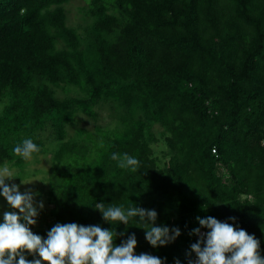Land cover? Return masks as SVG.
Here are the masks:
<instances>
[{"label": "trees", "instance_id": "obj_1", "mask_svg": "<svg viewBox=\"0 0 264 264\" xmlns=\"http://www.w3.org/2000/svg\"><path fill=\"white\" fill-rule=\"evenodd\" d=\"M68 1L0 0V166L23 171L13 149L25 139L40 149L32 155L46 130L55 142L49 220L31 231L114 227L115 246L135 234L136 255L187 264L197 217L210 216L254 235L264 257V0H86L82 30L67 23ZM103 103L113 127L70 132ZM100 202L154 209L153 226L180 235L154 248L139 217L109 223Z\"/></svg>", "mask_w": 264, "mask_h": 264}, {"label": "clouds", "instance_id": "obj_2", "mask_svg": "<svg viewBox=\"0 0 264 264\" xmlns=\"http://www.w3.org/2000/svg\"><path fill=\"white\" fill-rule=\"evenodd\" d=\"M39 150L31 139H25L13 149L15 155L25 160H30L32 154ZM111 159L118 161L120 168H129L133 172L137 171L140 164L137 158L127 153H113ZM13 178L14 174L7 166L0 168V196L14 209L5 211L3 222H0V264H164L159 257L147 253L135 254V234L115 246L113 241L117 233L114 227L109 230L98 225L58 223L48 231L46 239L34 234L30 226L36 224L44 204L34 199L31 190L21 193L19 185L5 183L6 179ZM95 209L100 211L105 221L112 224L120 222L128 225L131 218L139 217L137 223L143 225L145 239L154 248L165 246L180 235L179 228L153 226L157 219L154 209L135 205L126 209L123 206L105 208L103 202L97 203ZM197 220L202 228L209 231L202 234L200 228L193 229L192 234L199 239L190 246V253H195L196 260L193 262L189 259L188 264H264V257L259 252V241L254 235L214 217H197ZM119 235L123 236L124 233ZM25 252L37 255L39 259L28 260Z\"/></svg>", "mask_w": 264, "mask_h": 264}, {"label": "rangeland", "instance_id": "obj_3", "mask_svg": "<svg viewBox=\"0 0 264 264\" xmlns=\"http://www.w3.org/2000/svg\"><path fill=\"white\" fill-rule=\"evenodd\" d=\"M86 0H69L66 2V14H67V23L71 25L78 26L80 29L90 21V18L86 13L82 14L79 10V7L85 5ZM82 30V29H81ZM56 93L59 96H64L67 94H77L75 88H70L68 91H65L62 87L56 88ZM98 116L95 120H92L88 117L80 115V118L77 119L75 124L70 128V132L77 127H84L87 130H93L95 126L101 127H113L116 123L113 120V116L110 115V108L107 103H103L100 107H98ZM157 132L158 128L155 129ZM46 138V148L43 152L38 153L36 155H32L30 160H26L25 166L23 167V171H20L18 167L13 166L9 163H6L0 168L7 166L14 174L12 180L5 181L6 184H16L19 185V191L21 193L26 190H31L34 194V199L37 202H43L44 207L39 211V215L36 218L35 227H43L45 223L49 220V207L50 205L46 201L45 196V178L47 176V170L51 163V154L52 147L55 142H51V134L49 130L44 132ZM154 149L158 152L161 148V144H153ZM19 173H22V178L17 179ZM32 181L30 184H22L21 182ZM5 211H12L11 207L8 205L7 201L0 196V219L3 220V213Z\"/></svg>", "mask_w": 264, "mask_h": 264}, {"label": "built area", "instance_id": "obj_4", "mask_svg": "<svg viewBox=\"0 0 264 264\" xmlns=\"http://www.w3.org/2000/svg\"><path fill=\"white\" fill-rule=\"evenodd\" d=\"M212 150H213V149H212ZM208 231H209V229H206V228H202V227H200V232H201L202 234L207 233ZM198 239H199V237H198L197 235H194L193 240H192V242H191V245L194 244V243H196ZM191 245H190V246H191ZM201 246L203 247V245H201ZM189 259H191L193 262H195V260H196L195 253H191ZM189 259H188V261H189ZM187 264H188V263H187Z\"/></svg>", "mask_w": 264, "mask_h": 264}]
</instances>
